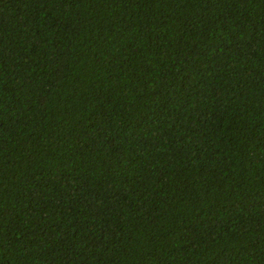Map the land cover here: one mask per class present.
Masks as SVG:
<instances>
[{
  "label": "trees",
  "instance_id": "obj_1",
  "mask_svg": "<svg viewBox=\"0 0 264 264\" xmlns=\"http://www.w3.org/2000/svg\"><path fill=\"white\" fill-rule=\"evenodd\" d=\"M0 264H264V0H0Z\"/></svg>",
  "mask_w": 264,
  "mask_h": 264
}]
</instances>
